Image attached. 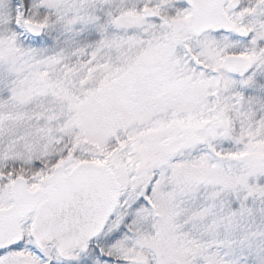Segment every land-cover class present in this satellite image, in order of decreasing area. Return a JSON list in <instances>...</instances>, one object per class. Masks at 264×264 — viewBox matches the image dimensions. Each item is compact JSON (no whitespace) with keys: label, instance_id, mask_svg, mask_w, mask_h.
<instances>
[{"label":"snow or ice","instance_id":"6c2138e0","mask_svg":"<svg viewBox=\"0 0 264 264\" xmlns=\"http://www.w3.org/2000/svg\"><path fill=\"white\" fill-rule=\"evenodd\" d=\"M0 264H264V0H0Z\"/></svg>","mask_w":264,"mask_h":264}]
</instances>
